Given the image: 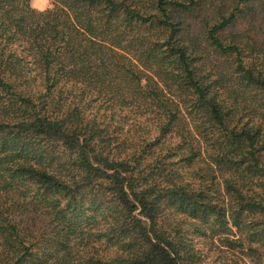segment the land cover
Returning <instances> with one entry per match:
<instances>
[{
	"label": "trees",
	"instance_id": "16d2710c",
	"mask_svg": "<svg viewBox=\"0 0 264 264\" xmlns=\"http://www.w3.org/2000/svg\"><path fill=\"white\" fill-rule=\"evenodd\" d=\"M0 0V264H264V0Z\"/></svg>",
	"mask_w": 264,
	"mask_h": 264
},
{
	"label": "rangeland",
	"instance_id": "374dc122",
	"mask_svg": "<svg viewBox=\"0 0 264 264\" xmlns=\"http://www.w3.org/2000/svg\"><path fill=\"white\" fill-rule=\"evenodd\" d=\"M30 5L38 11L52 9L55 5L54 0H30Z\"/></svg>",
	"mask_w": 264,
	"mask_h": 264
}]
</instances>
